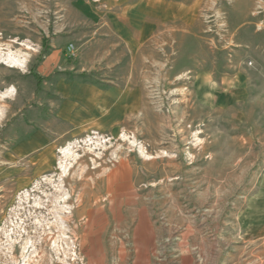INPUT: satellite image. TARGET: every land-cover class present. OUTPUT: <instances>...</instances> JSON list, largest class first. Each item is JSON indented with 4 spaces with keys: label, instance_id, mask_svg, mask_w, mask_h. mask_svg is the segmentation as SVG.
Returning <instances> with one entry per match:
<instances>
[{
    "label": "rangeland",
    "instance_id": "1",
    "mask_svg": "<svg viewBox=\"0 0 264 264\" xmlns=\"http://www.w3.org/2000/svg\"><path fill=\"white\" fill-rule=\"evenodd\" d=\"M84 1L0 0V264H264V0H166L196 7L134 53L79 46ZM61 36L86 80L143 87L110 141L33 165L15 146L62 129L34 75Z\"/></svg>",
    "mask_w": 264,
    "mask_h": 264
},
{
    "label": "crops",
    "instance_id": "2",
    "mask_svg": "<svg viewBox=\"0 0 264 264\" xmlns=\"http://www.w3.org/2000/svg\"><path fill=\"white\" fill-rule=\"evenodd\" d=\"M185 4L182 1L166 0L84 1L73 6L79 13L78 24L85 25L84 28L81 27V35L77 36V39L83 41L79 46L91 50L98 43L99 46L106 45L110 39L117 37L120 41L118 43L125 46L130 53L148 48V43L153 38L164 40L167 34L181 29L177 21L187 18L186 13H191L196 7V3L189 7ZM183 10L186 12L183 13ZM93 27V30H89ZM93 32L96 36L91 38L95 42L85 38ZM61 38V42L51 43V51L44 55L37 66V73L60 97L54 119L62 129L54 133L52 128L33 127L15 146V153L29 158L33 165L47 162L55 147L65 142L69 144L62 150L69 152L73 149L71 143L87 139L98 142L97 139L102 138H106L104 142L110 141L132 118L137 89L143 87L129 79L125 84H111L106 87L86 80V76L95 72L92 66L61 64V47L64 44L63 37ZM102 49L104 50V46ZM56 74L59 75L56 77ZM209 76L210 74L207 77ZM212 81L214 86L215 79L208 82Z\"/></svg>",
    "mask_w": 264,
    "mask_h": 264
},
{
    "label": "built area",
    "instance_id": "3",
    "mask_svg": "<svg viewBox=\"0 0 264 264\" xmlns=\"http://www.w3.org/2000/svg\"><path fill=\"white\" fill-rule=\"evenodd\" d=\"M68 50L70 51V54L72 56H75L77 54V48L74 44H70Z\"/></svg>",
    "mask_w": 264,
    "mask_h": 264
},
{
    "label": "trees",
    "instance_id": "4",
    "mask_svg": "<svg viewBox=\"0 0 264 264\" xmlns=\"http://www.w3.org/2000/svg\"><path fill=\"white\" fill-rule=\"evenodd\" d=\"M34 75L37 77V80H38V84H37V92L40 90V85H41V82L43 81V77H41L38 73H34Z\"/></svg>",
    "mask_w": 264,
    "mask_h": 264
},
{
    "label": "bare ground",
    "instance_id": "5",
    "mask_svg": "<svg viewBox=\"0 0 264 264\" xmlns=\"http://www.w3.org/2000/svg\"><path fill=\"white\" fill-rule=\"evenodd\" d=\"M8 56V55H7ZM9 58V57H8ZM8 60V59H7ZM6 59H5V61H7ZM12 61V60H11ZM11 63V62H10ZM13 63H15V61L13 62Z\"/></svg>",
    "mask_w": 264,
    "mask_h": 264
}]
</instances>
